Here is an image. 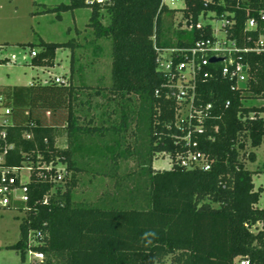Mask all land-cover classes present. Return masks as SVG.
<instances>
[{"label":"trees","instance_id":"1","mask_svg":"<svg viewBox=\"0 0 264 264\" xmlns=\"http://www.w3.org/2000/svg\"><path fill=\"white\" fill-rule=\"evenodd\" d=\"M184 1L183 9L164 0L93 5L72 0L45 8L43 13H56L58 19L64 12L91 9L87 29L95 40L112 44L110 87L75 83V40L21 45L41 48L30 62L35 67H53L58 49H72L67 85L34 81L0 90L11 118L0 131L13 146L0 169L53 164L43 177L35 166L25 184L28 202L5 208L25 214L21 238L13 246L22 264L30 251L44 254L37 264H164L168 258L172 264H235L238 258L264 264V208L257 207L264 188L255 189L256 172L247 168L242 154L248 143L253 149L264 143V105L255 104L264 102V52L242 54L249 66L245 84L224 78L217 64L208 69L213 78L197 83L199 105L212 106L205 132L196 138L211 169L190 170L175 162L169 170L153 167L159 155L175 160L188 150L175 126L178 104L169 97L158 50L189 48L213 38L211 24L196 28L209 14L233 22L223 30L240 48H255L264 36V0ZM177 14L182 17L176 23ZM250 19L258 22L257 29L247 27ZM190 25L193 29L185 28ZM96 96L106 104L94 102ZM60 128L66 132L65 148L57 146ZM248 158L255 162L257 155L251 152ZM58 163L67 169L60 185L51 179ZM82 173L114 180L113 189L95 203L78 202ZM32 233L40 235L34 246Z\"/></svg>","mask_w":264,"mask_h":264},{"label":"rangeland","instance_id":"2","mask_svg":"<svg viewBox=\"0 0 264 264\" xmlns=\"http://www.w3.org/2000/svg\"><path fill=\"white\" fill-rule=\"evenodd\" d=\"M72 0H0V60L9 59L8 63H0V90L6 87L28 86L34 81L50 82L55 77H63L66 81L71 75L72 49L60 48L56 52L53 67L31 66L30 49L21 47L23 44H39L41 40L48 43H66L71 40L78 42L74 61L75 83L86 84L90 87H110L112 68L111 41L95 40L92 30L87 29L91 16L90 8L77 9L62 13L58 19L56 13H43L45 8H53L61 4H70ZM173 9H183L184 0H164ZM181 15H176V23ZM106 23V21H105ZM200 23L211 24L220 37H224L221 27L223 22L209 14L200 18ZM41 51V48H35ZM94 102L106 104L105 98L94 97ZM85 101V98H82ZM264 105L262 100L255 102ZM86 110V106L84 108ZM99 110V109H98ZM97 110V112H98ZM2 99H0V124L10 123L11 118L3 114ZM48 117V115H46ZM57 146H67V136L64 128L59 129ZM255 152L257 159L252 162L248 156ZM247 168L256 172L253 177L255 189L264 188V143L260 148L253 149L250 143L242 152ZM153 167L155 170L171 169L170 160L159 155ZM95 181L92 182L94 179ZM30 171L25 165L21 171L22 183L28 182ZM93 179V180H92ZM114 180L103 177H93L92 174L79 175V185L76 189L78 202H97L103 192L113 189ZM257 207L264 208V192ZM24 213L17 209L0 208V264H22L20 253L13 246L20 240V224ZM258 228H261L259 226ZM256 231V229H253ZM37 244L36 234L32 233L30 245ZM33 262L32 252H29L24 264ZM34 264H37L34 262ZM164 264H172L168 258Z\"/></svg>","mask_w":264,"mask_h":264},{"label":"built area","instance_id":"3","mask_svg":"<svg viewBox=\"0 0 264 264\" xmlns=\"http://www.w3.org/2000/svg\"><path fill=\"white\" fill-rule=\"evenodd\" d=\"M105 0H86L87 4H102ZM223 26L224 37L218 35V31L214 28V37L198 40L194 46L189 48H171L163 51L158 50V67L167 77L166 87L169 90V97L177 101V114L175 126L179 129L183 136L181 140L186 142L188 150L179 153L175 160L171 154L164 153L170 160L171 168L174 162L185 169H202L209 171L212 167V162L208 154L198 150V142L196 138L205 132V123L210 116L211 105L204 107L199 105L197 99V83L199 79H211L214 73L209 69L215 64L221 66V75L224 78L234 81L237 85L245 84L248 78L249 66L243 63V55L251 52H264V36H261L255 48H240L235 41L228 39L226 32L223 30L225 26L232 25L226 19L221 20ZM261 22H264V14L261 15ZM202 23L196 25L197 29L203 28ZM249 29H257L258 22L255 19L248 21ZM185 28L191 30L193 25ZM264 33V27H263ZM31 57H35L37 52L30 51ZM237 54L238 58H235ZM218 59L217 62H211V59ZM54 83L58 85H67L63 77H55ZM48 83V82H45ZM1 99V98H0ZM230 102L227 103V107ZM3 114L10 115V109L4 108ZM2 124H7L3 122ZM7 133L5 130L0 131V164L5 161L8 151L13 148L6 141ZM30 171V178L34 172L35 166L39 168L38 175L43 177V170L47 172L52 170L53 164L46 165L38 162L35 166L33 163L25 164ZM24 165V167H25ZM23 167V168H24ZM23 168H6L0 169V208H6L18 203H26L29 200V190L21 181V171ZM57 174L52 177V182L56 185L63 183L67 175L66 166L58 163ZM19 182V185H18ZM47 202V201H46ZM40 235L36 234V238ZM32 252L33 262L31 264L42 262L45 259L44 254L40 252ZM235 264H250L248 260L238 258Z\"/></svg>","mask_w":264,"mask_h":264},{"label":"water","instance_id":"4","mask_svg":"<svg viewBox=\"0 0 264 264\" xmlns=\"http://www.w3.org/2000/svg\"><path fill=\"white\" fill-rule=\"evenodd\" d=\"M217 61H218V59H215V58L211 59V62H217Z\"/></svg>","mask_w":264,"mask_h":264},{"label":"crops","instance_id":"5","mask_svg":"<svg viewBox=\"0 0 264 264\" xmlns=\"http://www.w3.org/2000/svg\"><path fill=\"white\" fill-rule=\"evenodd\" d=\"M209 1V0H208Z\"/></svg>","mask_w":264,"mask_h":264}]
</instances>
